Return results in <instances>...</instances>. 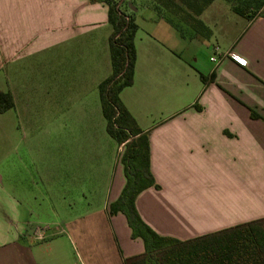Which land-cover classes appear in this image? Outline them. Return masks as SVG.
Segmentation results:
<instances>
[{"label": "crops", "instance_id": "obj_1", "mask_svg": "<svg viewBox=\"0 0 264 264\" xmlns=\"http://www.w3.org/2000/svg\"><path fill=\"white\" fill-rule=\"evenodd\" d=\"M136 4H126L137 25L133 82L119 98L147 132L159 186L137 195L139 216L179 240L255 220L257 192L264 202V17L228 26L223 47L211 45V30L177 48L154 12L137 23ZM110 32L103 2L0 0V90L14 103L0 113V139L13 146L0 264H72V255L125 264L144 251L125 216L108 212L125 183L123 146L106 132L97 90L111 73ZM41 137L55 145L54 172L37 169L42 185L30 195L19 186L30 165L20 146Z\"/></svg>", "mask_w": 264, "mask_h": 264}, {"label": "trees", "instance_id": "obj_2", "mask_svg": "<svg viewBox=\"0 0 264 264\" xmlns=\"http://www.w3.org/2000/svg\"><path fill=\"white\" fill-rule=\"evenodd\" d=\"M107 6L111 73L97 86L107 134L122 145L124 186L108 212L122 213L131 237L143 241L144 251L129 257L125 264H264V217L230 226L187 240L160 236L143 222L135 198L148 187L158 188L149 168L147 132L143 131L119 98L120 91L133 82L134 37L137 25L133 15L120 9V0H90ZM155 15L173 27L182 38L208 39L211 29L200 19L214 0H150ZM237 15L251 20L264 17V0H225ZM200 79L205 82L202 74ZM8 91L0 90V113L13 108ZM197 110L199 106H195ZM254 117V115H252Z\"/></svg>", "mask_w": 264, "mask_h": 264}, {"label": "rangeland", "instance_id": "obj_3", "mask_svg": "<svg viewBox=\"0 0 264 264\" xmlns=\"http://www.w3.org/2000/svg\"><path fill=\"white\" fill-rule=\"evenodd\" d=\"M120 9L127 11L126 9V4L128 1L132 3H137V9L134 11L135 19L138 24L142 25H147V22L143 21V17H146L148 12H153L151 10L150 6V0H120ZM230 3H228L225 0H216L214 2V7H209L202 12L200 15V19L204 23H208L213 31V38L210 42L211 45H216L219 44L221 45L220 47H223L222 45L226 43V40L223 38V30H226L227 27L229 26L231 30L236 26L238 27L241 23L243 24L246 19L237 15L233 11H228V13L225 11V8L229 6ZM149 9L146 10L145 9ZM232 10V9H231ZM231 12V13H229ZM213 14V16H211ZM230 16H233L236 18L235 20H232ZM239 20V21H238ZM164 28L169 30L171 34H174L176 43L174 44L177 48H180L182 44H186L188 39L182 38L177 30H175L173 27H171L168 23H166L164 20L161 23ZM217 43V44H216ZM218 45V46H219ZM213 50V48L211 47ZM210 50V49H209ZM210 50L209 52H212ZM18 130L21 132L24 131V127L18 126ZM43 140L41 141V144H32L29 145L25 141V144L20 146L21 147V152L22 154H26L27 159L26 162H28L30 165L27 167L28 169V174L26 176H19L18 179L20 180L19 186H23L26 188L28 191L27 193L30 195L31 192H33L37 187H40L42 185V182L38 176V173L36 172L37 169L40 170V167L43 166V168L47 169L50 173L54 172V161L52 159V156L54 155L55 152V145L50 144L49 142L46 143L45 137H41ZM13 148L12 145H9V143L5 139H0V214H7V199H8V187H9V171H10V162L8 160V152L9 150ZM18 149V148H17ZM41 155V158L38 156ZM22 171V170H20ZM23 175V174H22ZM51 184V185H50ZM40 185V186H38ZM48 185L52 187V185H55V178L54 176H51V180L49 179ZM22 187V188H23ZM262 195V194H261ZM258 192L256 193V200L254 203V211L257 213V218H260L264 216V202L262 200L261 196ZM256 218V219H257ZM264 226V223H263ZM80 255L82 256L81 252ZM72 264H79V260L77 257L72 255L70 257Z\"/></svg>", "mask_w": 264, "mask_h": 264}, {"label": "built area", "instance_id": "obj_4", "mask_svg": "<svg viewBox=\"0 0 264 264\" xmlns=\"http://www.w3.org/2000/svg\"><path fill=\"white\" fill-rule=\"evenodd\" d=\"M233 57H234L235 61H236L238 64H240V65H244L245 61H244L242 58L237 57V56H233Z\"/></svg>", "mask_w": 264, "mask_h": 264}]
</instances>
